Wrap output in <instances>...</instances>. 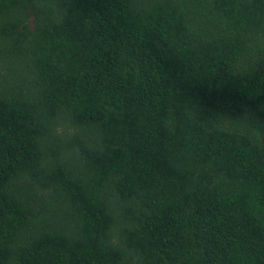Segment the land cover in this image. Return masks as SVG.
<instances>
[{
    "label": "trees",
    "instance_id": "16d2710c",
    "mask_svg": "<svg viewBox=\"0 0 264 264\" xmlns=\"http://www.w3.org/2000/svg\"><path fill=\"white\" fill-rule=\"evenodd\" d=\"M0 264H264V0H0Z\"/></svg>",
    "mask_w": 264,
    "mask_h": 264
}]
</instances>
